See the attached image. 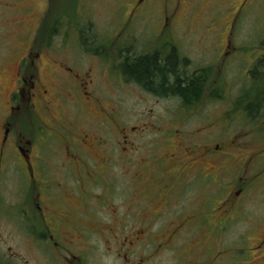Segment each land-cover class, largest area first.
<instances>
[{"label": "flooded vegetation", "instance_id": "1", "mask_svg": "<svg viewBox=\"0 0 264 264\" xmlns=\"http://www.w3.org/2000/svg\"><path fill=\"white\" fill-rule=\"evenodd\" d=\"M182 1L133 0L128 17L111 25L113 33L107 37L98 28L92 29L93 34L84 33L76 21L71 22L76 25L72 33H61L62 26L70 22L65 15L59 13L54 18V13L50 14L52 0H45V13L37 28L24 22L18 24L17 40L11 47L16 53L12 54L13 59L18 60L12 80L14 89L0 122V183L8 180V171L13 169L20 191L11 205L0 192V200L13 209V215L3 217H9L15 229L12 245L0 233V264H89L91 253L98 250L100 243L115 264H211V240L201 224L208 208L227 207L228 213L223 211L221 218L232 221L231 229L242 221L233 219L237 211L244 213L240 200L249 180L244 176L251 173V158L231 152L236 147L230 146L232 143L227 150L206 129L201 135L192 136L190 132L191 140L181 130H168L156 143L159 146L149 161L143 159L147 165L141 170L149 175V185L145 186L149 189L142 198L155 193L156 186L162 189L161 197L151 204H162L158 212L154 207L153 222L144 223L139 229H127L128 221L116 225L117 229H103L106 224L98 217V207L92 205L100 196L96 192L100 186H107V193H101L105 202L102 206H108L106 202L113 201L115 195L109 180L115 147L110 139L96 134L93 125L97 118L92 116V108L102 111L99 124L105 136H113L119 130L123 152L120 158L128 159L125 164L131 160L132 149L135 151L130 140L132 133L145 132L146 126L124 127L117 107L107 106L112 98L104 90L115 85L134 88L160 99L177 98L183 108L184 97L165 94L164 90L198 88L203 91V100L217 91L223 90L224 96L227 92V60L232 51L241 50L240 45L236 49L229 34L214 33L216 40L212 41L207 35L175 33L184 25L178 20L175 23ZM148 4L160 9L163 17L157 19L159 23L156 20L154 34L144 33L149 26L142 18V7ZM246 4L247 0L241 1L230 24L235 23ZM169 9L171 18L167 15ZM46 19L59 20V27L49 26L39 33ZM168 30L175 31L168 34ZM194 47L204 55L213 51L215 66H194L186 52ZM7 60L4 57L2 63ZM169 61L174 69L169 70L165 83L162 69ZM142 65L152 66L154 74L147 77L148 73L141 72ZM176 138L180 139L174 145ZM194 138L200 139L199 143ZM56 148L60 153L64 151L65 160L64 165H57L75 174L71 185L51 177L47 168L52 155L58 156ZM159 148H164L163 152ZM229 154L233 155L230 161ZM230 164H236L242 173H237L239 184L233 187L228 182V171H234L229 170ZM235 187L239 189L233 192ZM149 206L138 208V214ZM114 213L119 215L118 211ZM161 217L164 221L155 229L154 223ZM123 218L128 220V215ZM116 219L119 217L112 216V220ZM230 233V245L245 237L249 240L248 247L239 243L240 264H264V229L260 232L251 225L237 232L234 241Z\"/></svg>", "mask_w": 264, "mask_h": 264}, {"label": "rangeland", "instance_id": "2", "mask_svg": "<svg viewBox=\"0 0 264 264\" xmlns=\"http://www.w3.org/2000/svg\"><path fill=\"white\" fill-rule=\"evenodd\" d=\"M241 1L183 0L175 22L177 23L178 20L179 23L183 22L185 25L180 30L177 28L175 33L180 35L188 33L199 36L207 35L208 39L214 41L216 40L214 33L229 34V37H232L234 47L237 49V44L240 45L241 50L232 51L229 55V61L227 60L224 78L225 82L228 83L225 85V89L227 88L225 96L223 90L217 91L216 95L218 96L215 95V98L211 94L194 110H187L181 106L177 98L160 99L142 90L123 88L117 85L104 90L112 98L109 100L111 103L107 106L109 108L117 107L124 127L146 125L144 128L145 132L132 133L130 140L134 144L132 147L135 146V151L132 149L131 160H129L128 164L124 163L128 159L122 160L120 158L123 152L119 146L121 139V136L119 138L117 134L119 130L113 136H105L102 133V126L99 124L102 111L92 108L91 114L97 118L93 125L96 128V134L99 137L110 139L113 147H115L113 148L115 163L111 165V178L109 179L113 188H115L113 201L106 202L108 206L101 205L105 203L101 200L103 198L101 193H107V186H100L96 189L97 194L100 196L95 198L96 200L92 203L95 208L98 207L99 219L106 224L103 229H117L116 225H123L127 221L129 224L127 229H139L140 225L143 226L144 223L153 222L154 216L152 212L155 211L154 207L157 206L156 211L158 212L162 208V204L159 201L153 205L151 204L161 197L162 189L160 186H156L155 193L142 198L143 194L147 192L146 189H149V187L145 189V186L149 185V182H147L149 175L146 171L143 172L141 170L144 169L142 166L147 165L142 162L143 159L148 158L147 160L149 161L159 146L156 143H159L161 135L166 134L168 130H181L185 138L191 140V135L198 133L201 135V132L206 129L210 131V136L225 145L227 150L231 149L229 143H232L230 146L236 147L231 152L237 153L244 159L251 158V173L249 172L250 174L247 176L243 174L245 180L249 178L246 181L245 191L240 200L243 201V203L241 202V208L244 213L242 215L237 211L233 219H241L242 221L231 229L230 224L232 221L221 218L223 211L228 213L225 206L219 210L215 205H211L202 217V230L211 240L208 246L211 264H240L242 250L239 243L243 242L245 247H248L249 240L245 237L238 240L236 244L230 245L227 243L228 232L230 233L234 229L230 233V239L234 241L237 237V232L242 229H248L251 225L255 229H259L260 232L263 231L264 98H262L263 108H259L254 117L251 114L249 115L242 106L236 107L235 103L257 81H259L256 86L259 94L263 93L262 96H264V0H247L248 4L245 7L243 6L235 23L230 24ZM132 2L133 0H52L51 8L54 10V18L59 17L60 13L65 15L70 22L68 26H62L61 33H72V29L76 25L72 26L71 22L74 21L75 23L76 21L79 24V29L83 28L82 31L84 33L93 34L92 29L98 28L107 37L113 33L114 26L111 27V25H117L128 17ZM20 8H23V11H18ZM142 9V18L149 26L148 30L146 27L144 33L154 34L156 20L163 19L161 11L153 4H148ZM44 13L45 0H0V122L6 114V102L14 89L12 80H14V74L17 70L18 60L13 59L15 55L12 54L16 53L12 52L11 47L15 45L17 40L18 24L24 22L26 25H31L32 27L34 25L37 28ZM167 15L169 18L172 17L171 9L168 10ZM157 23H159L158 20ZM174 31L169 32L168 30L166 33L171 34ZM233 44L232 49L234 48ZM186 52L194 62V66L205 64L215 66L217 58L213 51L212 54L208 51L204 55L202 51L196 50L194 47L186 50ZM4 57L9 58V61L2 63ZM258 57L259 59L256 60ZM206 61L210 62L206 63ZM117 77L119 76H113V78ZM214 91L212 90V92ZM190 132H193V134ZM179 139H175L174 145H177ZM194 140L197 142L200 139L194 138ZM237 149H239L238 152ZM163 150L164 148L160 149L161 152ZM56 151L58 156L52 155L53 158L48 160L49 163L51 161V164L47 168L50 169L51 177L59 181L62 180L61 182L64 184L71 185L70 179L75 180V174L72 171L69 173L62 169L65 162L64 151L60 153L58 148H56ZM232 157L233 155L229 154L227 160L230 161ZM57 163L59 165L62 163V168ZM92 166L95 167L94 164ZM229 170H234L232 173L228 171V182H230V187H233L238 183L236 181L240 177L238 174L242 173L238 172L239 169L236 164H230ZM103 171L105 172L107 169ZM15 173L13 169L8 171V180L0 183V192L10 205L11 201L18 198L20 191V187L15 178H13ZM139 173L143 174L140 176ZM130 176L131 178H129ZM151 180L155 182L154 179ZM238 189V187H235L233 192L238 191ZM124 196L126 197L125 199H123ZM110 204H113L114 207H111ZM135 205L136 209L134 210ZM145 205L151 206L143 213L138 214V208H142ZM0 210L2 214H0V233L3 235L4 240H7L8 245H12L11 236L15 229L12 228L11 219L3 217V215H13V209L0 200ZM114 211H118L120 216ZM126 214L128 215V220L123 218ZM112 216L119 217V219L112 220ZM253 217H255L254 222L246 220ZM163 221V217L156 221L154 223L155 229H159ZM110 223L115 225L112 224V227ZM91 254L93 255L88 260L89 264H115L114 259L107 254L102 243H100L98 250Z\"/></svg>", "mask_w": 264, "mask_h": 264}, {"label": "trees", "instance_id": "3", "mask_svg": "<svg viewBox=\"0 0 264 264\" xmlns=\"http://www.w3.org/2000/svg\"><path fill=\"white\" fill-rule=\"evenodd\" d=\"M54 10H51L50 14H53ZM59 21L57 20L56 22H52L51 20H45L43 26L40 28L39 33H44L45 29H47V27H59ZM170 69H174V67L170 64V61L164 64V67L162 69L163 71V78L164 81L166 83V78H167V74L169 72ZM141 72L142 73H148V75H146L147 77H150L153 73L152 71V66L150 65H142L141 67ZM154 74V73H153ZM259 82V81H257ZM255 82L253 84V86H250V88L248 90H246L244 92V96H241L240 99L238 98L237 101L235 103L236 107L242 106L245 111L252 117L255 116V114L258 112L259 108L262 107V103H263V99L264 96H262L263 93L259 94V90L256 87L259 83ZM165 94L167 93H173V94H177L181 97H184V107H186L188 110H194L198 105H200V103L203 100V91L199 90L198 88H167V90H164ZM214 93V92H213ZM217 94V92H216ZM216 94H213L212 97L215 98ZM216 95V96H215ZM263 108V107H262ZM262 110V109H261ZM260 110V111H261Z\"/></svg>", "mask_w": 264, "mask_h": 264}]
</instances>
